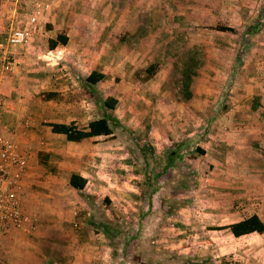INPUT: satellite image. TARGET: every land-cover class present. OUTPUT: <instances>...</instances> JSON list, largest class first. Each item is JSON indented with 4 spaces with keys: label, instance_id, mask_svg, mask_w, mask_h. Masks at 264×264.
I'll list each match as a JSON object with an SVG mask.
<instances>
[{
    "label": "rangeland",
    "instance_id": "obj_1",
    "mask_svg": "<svg viewBox=\"0 0 264 264\" xmlns=\"http://www.w3.org/2000/svg\"><path fill=\"white\" fill-rule=\"evenodd\" d=\"M111 1L98 0L96 16L118 11L133 45L156 40L140 59L176 110L153 99L136 114L107 111L104 97L126 87L100 67L109 79L99 83L93 118L115 115L119 124L112 136L85 142L94 157L81 158L89 146L49 129L75 115L59 83L51 103L45 88L31 90L22 146L37 157L20 194L35 227L23 233L34 244L19 254L33 249L34 264H264V233L235 237L228 228L252 215L264 221V103L250 81L253 46L264 45V0ZM220 24L232 30L218 32ZM72 123L86 124L83 116ZM86 167L85 190L72 189L71 174Z\"/></svg>",
    "mask_w": 264,
    "mask_h": 264
},
{
    "label": "crops",
    "instance_id": "obj_2",
    "mask_svg": "<svg viewBox=\"0 0 264 264\" xmlns=\"http://www.w3.org/2000/svg\"><path fill=\"white\" fill-rule=\"evenodd\" d=\"M41 1L49 3L50 8L39 14L36 23H31L30 15L34 14L35 11L28 0H0V97L4 98L3 118L6 125L4 131L6 135L15 139L21 146L24 144L27 146L28 139L25 138L27 131L24 130L25 127L22 122L24 116L34 114L33 109L30 107L33 104L31 90L40 87L45 88L49 91L47 93L49 101H46L51 103L55 96L56 83H59L57 90L64 93V99H69L66 107L70 108L71 112L75 114L74 116L70 113L66 114L68 119L60 123L70 124L76 121V117L80 118L81 116H83L86 124L97 120L93 117L99 108L96 97H98L100 82L93 87L87 84L86 79L92 73L100 72L108 80V73L100 71V67L110 68L112 74H120L124 78L123 84L126 87V92L119 96L106 95L117 99L118 104L114 110L116 113L122 110L125 114H136L138 108L144 104L148 110V107L153 104V99H157V105L161 109L168 106L166 110L171 112L176 110L173 108L172 99H167L165 97L166 93H162L163 82L157 78L158 74L148 76L152 66L149 65V62H146L145 67L142 64L143 59H140L142 56L141 51L147 47L150 52L156 40L145 44L146 47H143L142 43L141 46L133 45L131 42L134 39L133 33H131V29L122 27L119 17L121 15L118 11L109 10L106 14H103V19L96 16V3L98 0H89L91 3H95V10L85 9L83 15L78 13V10L79 8L82 10L81 5H84L88 0ZM15 22L31 33V39L26 46L11 47L6 44L8 33ZM99 27L101 28L99 29ZM60 38L65 41L64 44H60ZM52 44H55L54 48L51 47ZM252 50L257 54L251 63L250 81L256 86L255 94L261 96L260 102L264 103V94H262L264 90V45L256 42ZM54 53H58L57 57L55 55L52 57ZM7 55H12L16 60V66L11 72L4 71ZM47 59H53L54 62H46ZM54 72H57V74ZM57 78L61 81L57 82ZM258 105L259 103L257 107ZM260 108L258 107L255 111L258 116L261 115ZM162 111L164 110L162 109ZM54 114L58 115L56 112ZM157 115L159 114L157 113ZM27 120L24 121L28 128L29 121L27 122ZM49 129L54 137H63L67 143H74L67 141L64 135L55 134L51 128ZM134 129L136 130L137 127ZM141 132L149 134L144 129ZM90 140L86 139L75 144L87 147L89 145L85 142ZM94 152L95 146H89L88 151L85 150L81 158L92 157ZM28 156L32 160L37 157L33 152L28 153ZM79 170L81 172L77 171L72 174L87 179L88 184L89 169L86 167L85 170L82 168H79ZM25 202L26 199L23 201V206L24 211L27 213ZM29 243L34 244V241L30 242L23 231L13 230L2 239L0 252L1 250L5 252L8 257L6 261L10 264H34L31 259L39 257L35 255L33 249H30V251L28 249L27 255L19 254L23 245ZM3 252L0 255L1 258Z\"/></svg>",
    "mask_w": 264,
    "mask_h": 264
},
{
    "label": "built area",
    "instance_id": "obj_3",
    "mask_svg": "<svg viewBox=\"0 0 264 264\" xmlns=\"http://www.w3.org/2000/svg\"><path fill=\"white\" fill-rule=\"evenodd\" d=\"M34 9L30 22L36 23L42 11L49 10L50 4L41 0H28ZM31 33L17 22L11 27L6 44L22 47L29 43ZM16 66L12 55H7L4 71L11 72ZM4 101L0 98V249L2 239L13 230L31 233L35 227L32 219L24 211L20 190L29 168V156L19 142L6 135L3 111Z\"/></svg>",
    "mask_w": 264,
    "mask_h": 264
},
{
    "label": "trees",
    "instance_id": "obj_4",
    "mask_svg": "<svg viewBox=\"0 0 264 264\" xmlns=\"http://www.w3.org/2000/svg\"><path fill=\"white\" fill-rule=\"evenodd\" d=\"M220 31H231L232 29L223 25L216 27ZM65 41L60 38V44ZM52 48L55 44L51 45ZM105 78V75L100 72H94L86 79L89 86H95ZM104 107L107 111H114L118 104L117 99L111 96H106L103 99ZM119 124L115 115H107L103 118L91 121L86 125L80 126L75 123L62 124L51 123L49 124L52 132L55 134H62L66 137L67 141L79 143L86 139H94L98 137H110L114 134V126ZM203 153V150H200ZM70 186L78 191L85 190L87 186V179L82 176L72 174L69 179ZM235 237H242L252 233H264V221L258 215H252L246 219L236 222L228 227Z\"/></svg>",
    "mask_w": 264,
    "mask_h": 264
}]
</instances>
